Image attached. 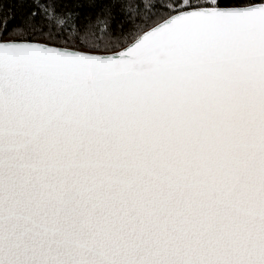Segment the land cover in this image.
Instances as JSON below:
<instances>
[{"label":"snow or ice","instance_id":"1","mask_svg":"<svg viewBox=\"0 0 264 264\" xmlns=\"http://www.w3.org/2000/svg\"><path fill=\"white\" fill-rule=\"evenodd\" d=\"M0 264H264V0H0Z\"/></svg>","mask_w":264,"mask_h":264}]
</instances>
